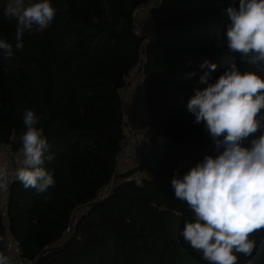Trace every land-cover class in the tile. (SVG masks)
<instances>
[{
	"label": "trees",
	"instance_id": "obj_1",
	"mask_svg": "<svg viewBox=\"0 0 264 264\" xmlns=\"http://www.w3.org/2000/svg\"><path fill=\"white\" fill-rule=\"evenodd\" d=\"M147 2L52 0L53 22L26 31L16 50L17 22L4 17L7 0H0V39L14 51L7 58L0 52V146L21 148L23 114L34 110L55 157L47 167L56 181L44 194L12 184L6 219L0 215V253L8 232L29 264H205L178 235L192 212L174 197L171 180L214 151L186 104L204 87L201 62L218 65L213 81L239 62L224 44V10L238 0H160L150 9L143 104L155 134L141 163L119 176L124 123L117 90L139 60L133 12ZM114 177L120 183L98 198ZM255 238L254 253L239 254L238 264H264V232Z\"/></svg>",
	"mask_w": 264,
	"mask_h": 264
},
{
	"label": "clouds",
	"instance_id": "obj_2",
	"mask_svg": "<svg viewBox=\"0 0 264 264\" xmlns=\"http://www.w3.org/2000/svg\"><path fill=\"white\" fill-rule=\"evenodd\" d=\"M56 12L52 0H7L3 15L17 22L15 49L23 48L26 31L47 29ZM224 14V44L239 62L214 81L218 65L201 62L204 87L193 89L186 104L194 124L204 125L214 151L171 180L174 197L192 212L178 235L205 264H238L239 254L251 257L255 234L264 232V0H238ZM0 52L12 57L13 45L0 39ZM40 120L34 110H25V131L18 137L22 159L11 173L0 165V190L8 189L10 175L38 194L55 187L47 167L55 157ZM0 264L11 259L0 253Z\"/></svg>",
	"mask_w": 264,
	"mask_h": 264
},
{
	"label": "built area",
	"instance_id": "obj_3",
	"mask_svg": "<svg viewBox=\"0 0 264 264\" xmlns=\"http://www.w3.org/2000/svg\"><path fill=\"white\" fill-rule=\"evenodd\" d=\"M160 0H149L143 6L133 12V29L142 36V50L136 65L123 78V85L117 90L122 111L123 120V143L122 149L116 156L115 172L119 176L130 171L136 165H139L144 154L151 147L154 131L150 125V114L143 104L145 95V80L142 77V67L146 60L145 49L154 35V21L149 16L150 9L157 5ZM22 159L20 148L11 149L6 146H0V165L6 166L11 173L19 166V160ZM139 181V177H133ZM131 178H126L129 181ZM14 183V177L10 175L9 187L6 191L0 190V215L3 220L6 219L7 204L9 198V189ZM120 183V177H114L111 186L102 189L98 198H104L110 194L112 185ZM78 213L72 216L70 228L72 229ZM67 229L66 234L70 232ZM3 254L11 259V264H29L22 258L20 245L13 240L9 233H6Z\"/></svg>",
	"mask_w": 264,
	"mask_h": 264
}]
</instances>
